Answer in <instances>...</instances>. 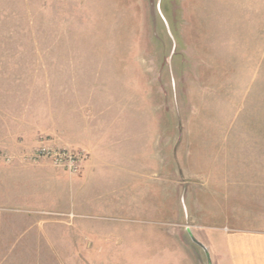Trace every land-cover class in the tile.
Here are the masks:
<instances>
[{
  "label": "rangeland",
  "instance_id": "1",
  "mask_svg": "<svg viewBox=\"0 0 264 264\" xmlns=\"http://www.w3.org/2000/svg\"><path fill=\"white\" fill-rule=\"evenodd\" d=\"M41 136L91 173L3 161ZM0 204L19 264H208L187 227L217 264L264 230V0H0Z\"/></svg>",
  "mask_w": 264,
  "mask_h": 264
},
{
  "label": "crops",
  "instance_id": "2",
  "mask_svg": "<svg viewBox=\"0 0 264 264\" xmlns=\"http://www.w3.org/2000/svg\"><path fill=\"white\" fill-rule=\"evenodd\" d=\"M93 166L92 158L87 159L83 164V170L84 167H88L89 174ZM16 227L17 223L9 209L0 204V264H19L16 253L19 248L15 236ZM220 238L221 241L215 244L216 249L213 251L217 264H264V230L233 228L224 230ZM205 245L212 255L211 244L207 242ZM212 262L214 264L213 259Z\"/></svg>",
  "mask_w": 264,
  "mask_h": 264
},
{
  "label": "built area",
  "instance_id": "3",
  "mask_svg": "<svg viewBox=\"0 0 264 264\" xmlns=\"http://www.w3.org/2000/svg\"><path fill=\"white\" fill-rule=\"evenodd\" d=\"M87 158L88 152L84 148L63 143L56 137L46 136L39 137L28 152L17 155L2 153V159L6 164L15 162L37 164L45 159L52 167L62 169L69 175L81 174Z\"/></svg>",
  "mask_w": 264,
  "mask_h": 264
},
{
  "label": "water",
  "instance_id": "4",
  "mask_svg": "<svg viewBox=\"0 0 264 264\" xmlns=\"http://www.w3.org/2000/svg\"><path fill=\"white\" fill-rule=\"evenodd\" d=\"M186 230H187V232H188V234H189V236H190V239H191L194 243H196L197 245H199V246L203 249V251H204V253H205V255H206L207 263H208V264H211V262H210V258H209V255H208V249H207V247H206L203 243H201L199 240H197V239L193 236V234H192V232H191V230H190L189 227H187Z\"/></svg>",
  "mask_w": 264,
  "mask_h": 264
}]
</instances>
